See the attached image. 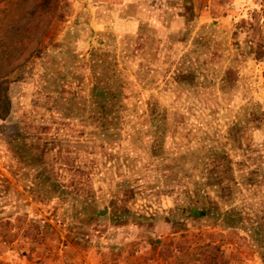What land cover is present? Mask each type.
Returning <instances> with one entry per match:
<instances>
[{"label":"rangeland","instance_id":"374dc122","mask_svg":"<svg viewBox=\"0 0 264 264\" xmlns=\"http://www.w3.org/2000/svg\"><path fill=\"white\" fill-rule=\"evenodd\" d=\"M144 3L62 0L8 74L0 264H264V0Z\"/></svg>","mask_w":264,"mask_h":264},{"label":"trees","instance_id":"16d2710c","mask_svg":"<svg viewBox=\"0 0 264 264\" xmlns=\"http://www.w3.org/2000/svg\"><path fill=\"white\" fill-rule=\"evenodd\" d=\"M61 1L0 0V119L10 110L8 74L18 66L21 56L37 52L58 16ZM217 248L215 245L207 247L201 264L221 262Z\"/></svg>","mask_w":264,"mask_h":264},{"label":"crops","instance_id":"0c3cea01","mask_svg":"<svg viewBox=\"0 0 264 264\" xmlns=\"http://www.w3.org/2000/svg\"><path fill=\"white\" fill-rule=\"evenodd\" d=\"M133 1V0H132ZM136 1V10L132 15H126V16H119L118 13L117 15L119 17H116L115 20L111 21H106V20H100L101 24L98 25L99 29H103L104 27H109L111 28L115 33L119 35H123L126 33H131L135 34L137 32V28L143 20H147L150 24H153V16L154 13L156 12L155 5H150L149 3L145 4L144 0H134ZM149 1V0H148ZM243 1L246 0H233V3L235 4H241ZM206 9V8H205ZM209 10H201V15L207 14ZM164 12L161 11V14ZM146 15V16H145ZM180 17H182V14H179ZM183 23V22H182ZM97 26V28H98Z\"/></svg>","mask_w":264,"mask_h":264}]
</instances>
